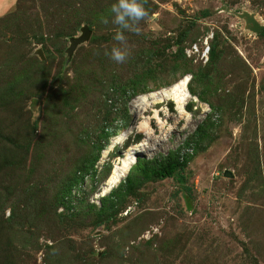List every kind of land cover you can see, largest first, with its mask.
Masks as SVG:
<instances>
[{"label": "rangeland", "instance_id": "rangeland-1", "mask_svg": "<svg viewBox=\"0 0 264 264\" xmlns=\"http://www.w3.org/2000/svg\"><path fill=\"white\" fill-rule=\"evenodd\" d=\"M2 1L0 264H264V0H138L147 15L124 24L118 0ZM207 33L217 56L187 57ZM182 77L188 115L165 98L145 136L134 101ZM176 157L172 177L142 171Z\"/></svg>", "mask_w": 264, "mask_h": 264}, {"label": "bare ground", "instance_id": "bare-ground-1", "mask_svg": "<svg viewBox=\"0 0 264 264\" xmlns=\"http://www.w3.org/2000/svg\"><path fill=\"white\" fill-rule=\"evenodd\" d=\"M189 79L187 77L179 78L168 86L160 87L156 90L150 91L148 93H143L136 98L133 103V107L137 109L138 112V129L143 131L145 136L150 137L152 131L149 125L150 117L146 116V113L149 110L153 111V118L156 119L157 122L162 124V120L160 119V114L157 111V104L163 101L165 98H170L175 102L176 110L179 114H183V116H187L188 112L184 108V104L186 102L189 94L188 89ZM139 108V109H138ZM165 110V109H164ZM128 135L133 133L132 128L127 131ZM125 140L123 135L116 137L113 139V143L119 144ZM146 152V140L138 141L132 144L130 147L126 148L121 157L118 158L117 162L114 164L111 172L106 178L105 185L102 189L101 195L109 192L117 183L127 174L132 164L135 163L136 157L140 154Z\"/></svg>", "mask_w": 264, "mask_h": 264}, {"label": "clouds", "instance_id": "clouds-1", "mask_svg": "<svg viewBox=\"0 0 264 264\" xmlns=\"http://www.w3.org/2000/svg\"><path fill=\"white\" fill-rule=\"evenodd\" d=\"M111 11L116 13L115 21L118 24H124L126 17L141 19L147 15V11L142 4L138 2V0H118V3L112 6ZM104 22L107 23V20ZM114 39L124 41L125 36L123 32H118L116 33ZM111 55L112 59L117 62H122L126 57V54L119 48H113ZM161 102H159L156 106H158Z\"/></svg>", "mask_w": 264, "mask_h": 264}, {"label": "trees", "instance_id": "trees-1", "mask_svg": "<svg viewBox=\"0 0 264 264\" xmlns=\"http://www.w3.org/2000/svg\"><path fill=\"white\" fill-rule=\"evenodd\" d=\"M211 46L212 44L210 41V55H209L208 62H210L217 56L215 52V46H212V48ZM188 161L189 160L184 159V157L167 158L163 163H155V164H149V165L144 166L142 168V171L146 177H153L155 179H163L166 177H172L176 171L183 169L187 165Z\"/></svg>", "mask_w": 264, "mask_h": 264}, {"label": "built area", "instance_id": "built-area-1", "mask_svg": "<svg viewBox=\"0 0 264 264\" xmlns=\"http://www.w3.org/2000/svg\"><path fill=\"white\" fill-rule=\"evenodd\" d=\"M212 38L211 33H207L201 43H193L189 45L187 48H185L184 52L187 57L195 58L196 60L201 61L202 63L206 64L209 61V55H210V41ZM191 99V95H189L186 99V102L184 104V108L187 110L188 103ZM196 98L194 97L193 100ZM197 103V102H196ZM199 104V103H198ZM202 105V104H201ZM176 107V106H175ZM203 110L204 115L210 114L211 118L213 120H217L219 118V114L216 111L211 110L209 107H205ZM183 116V114H180ZM186 153L192 152V148H186L184 150Z\"/></svg>", "mask_w": 264, "mask_h": 264}, {"label": "water", "instance_id": "water-1", "mask_svg": "<svg viewBox=\"0 0 264 264\" xmlns=\"http://www.w3.org/2000/svg\"><path fill=\"white\" fill-rule=\"evenodd\" d=\"M246 20L248 23L251 24V29L255 32H259L261 29V25L258 24V22L250 15V14H245ZM81 34L77 37H71L70 39V46L67 50L68 57L70 58L73 51L75 50L76 46L80 43H82L84 40L89 39L91 35V31L88 28V26H84L81 28ZM225 175L231 176V173L229 171L225 172Z\"/></svg>", "mask_w": 264, "mask_h": 264}, {"label": "crops", "instance_id": "crops-1", "mask_svg": "<svg viewBox=\"0 0 264 264\" xmlns=\"http://www.w3.org/2000/svg\"><path fill=\"white\" fill-rule=\"evenodd\" d=\"M1 3H3V1H2V0H0V4H1ZM13 4H14V3H13ZM12 6H13V5H12ZM7 9H9V8H7ZM7 9H4V10H7Z\"/></svg>", "mask_w": 264, "mask_h": 264}]
</instances>
